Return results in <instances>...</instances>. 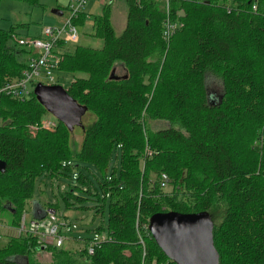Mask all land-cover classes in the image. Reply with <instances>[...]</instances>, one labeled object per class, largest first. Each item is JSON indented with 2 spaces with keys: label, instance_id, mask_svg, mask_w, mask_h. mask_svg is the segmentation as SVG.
Here are the masks:
<instances>
[{
  "label": "trees",
  "instance_id": "1",
  "mask_svg": "<svg viewBox=\"0 0 264 264\" xmlns=\"http://www.w3.org/2000/svg\"><path fill=\"white\" fill-rule=\"evenodd\" d=\"M122 1L121 34L111 4H102L91 25L101 46L66 45L55 71L72 75L67 93L94 117L77 152L60 121L28 132L48 113L33 90L23 100L0 94V212L10 217L3 222L19 223L41 174L70 179L76 171L73 191L50 207L106 213L86 232H106L112 241L86 255L80 246L41 249L34 238L4 235L0 264H43L34 255L40 252L50 254L48 264H175L143 228L149 218L176 211L212 220L217 203L219 264H264V0H168V11L165 0ZM89 16L80 12L74 24L82 27ZM167 17L182 25L165 40ZM23 25L0 28V88L27 67L31 51L16 41ZM207 80L219 82L217 96L208 94ZM148 119L169 126L151 131Z\"/></svg>",
  "mask_w": 264,
  "mask_h": 264
},
{
  "label": "rangeland",
  "instance_id": "2",
  "mask_svg": "<svg viewBox=\"0 0 264 264\" xmlns=\"http://www.w3.org/2000/svg\"><path fill=\"white\" fill-rule=\"evenodd\" d=\"M70 0H39V3L42 4L40 6H32L27 2L20 0H0V28L1 29H9L12 25L24 24L23 26H18L17 32L20 36H28V37H38L42 27H50L58 24H62L67 15V5ZM234 0H226V4L231 3ZM166 4V1H165ZM101 4L100 0H91L85 6H83L82 10L84 12L90 14V20L82 27H77L78 29V37L77 40L71 42L69 44V49L72 50L76 45H84L93 48H99L102 44V41L98 38L92 37L91 33V25L93 16L99 13ZM59 9L61 13H55L54 10ZM166 9V8H165ZM121 11V12H120ZM122 17L121 21L119 17ZM126 22V14H125V6L123 1L119 0L118 9H114L112 14V25L116 34H121L125 27ZM124 70L121 67L116 68V75H122ZM54 77L56 79V83L63 87V89L67 90L71 84V80L73 79L72 75L66 72H57L54 73ZM208 94H214L217 96L221 91V86L217 80L210 81L207 80ZM33 90V88H32ZM51 114H45L37 123H30L27 125L28 132L33 136L36 129L41 127L47 120L50 119ZM94 117L86 112L81 119L82 125L88 126ZM146 126L149 130L155 131L158 129L166 128L169 126V123L164 120L157 119H148L146 121ZM83 128L80 126H75L70 134V146L73 153L77 152L81 146V142L83 139ZM68 164V162H67ZM72 165V162H69V165ZM63 166H65L63 164ZM38 170L37 172H39ZM44 174V173H43ZM41 174L37 180L36 186L33 192V198L26 201V205L24 207V213L32 214L33 209L35 207H40L41 210L45 209H53L55 212V217L59 218L60 221L64 222L68 227L72 224L77 225L74 234H79L80 232L82 236H88L93 231L87 233L86 229H95L100 226L102 221L105 222L106 213L104 217H93L92 211L90 212H82L78 210H65L63 207L60 210H56L51 205L55 203L61 206L60 198L62 196H66L73 191V180L76 179L77 173L76 171L73 173V176L69 179L62 174L57 175L55 177L48 178L45 177L46 174ZM68 178V179H67ZM161 185H164L161 183ZM165 191L170 192L171 187L169 185L164 187ZM91 191L94 192V189L91 188ZM75 193V190H74ZM213 210L211 213L212 220L216 223H219L223 214V205L217 203L213 206ZM22 215V214H21ZM29 215V214H28ZM21 217V216H20ZM9 215L5 212H0V220H9ZM61 228V226H58ZM62 232V229L59 230ZM73 234V233H68ZM6 238H2L1 244H5ZM68 248L72 250L77 249L78 246L84 247V243L81 241L68 240L66 243ZM51 245H45V247H50ZM41 248V249H43ZM36 259L43 263L48 264L51 261V256L48 252H40L35 253ZM145 256V248L142 252V257ZM140 264H157L156 260H152L151 263L148 261H141Z\"/></svg>",
  "mask_w": 264,
  "mask_h": 264
},
{
  "label": "built area",
  "instance_id": "3",
  "mask_svg": "<svg viewBox=\"0 0 264 264\" xmlns=\"http://www.w3.org/2000/svg\"><path fill=\"white\" fill-rule=\"evenodd\" d=\"M91 0H70L67 5V15L62 24L42 27L38 37L23 36L17 38L19 45L26 47L31 51L27 59V67L22 72V77L13 83H7L0 88V94L4 93L15 99L23 100L32 90V83H41L43 85H55V71L58 69L62 60V53L66 45L77 40L78 29L74 24L83 6ZM111 0H100V4H106ZM166 1V11H168V0ZM255 9V6H253ZM182 24L172 22L168 17L164 20L162 34L165 40L169 39L174 31ZM34 89V87H33ZM57 119L50 116L41 127L52 130L57 125ZM163 180L166 177L163 175ZM29 214V215H28ZM22 213L19 223L16 226H9L0 221V238L4 235L10 237H31L36 240L38 248L45 245L61 247L68 240L81 241L84 243L86 255H93L97 248L105 242L112 241L106 232H92L87 237L74 234L77 225L72 224L68 227L64 222L55 217L53 209H45L34 216L30 213ZM58 226H61L58 227ZM137 226V225H136ZM146 231L148 225L143 227ZM62 229V232L59 230ZM68 233H73L69 234ZM139 242L144 247L142 237L139 236Z\"/></svg>",
  "mask_w": 264,
  "mask_h": 264
},
{
  "label": "water",
  "instance_id": "4",
  "mask_svg": "<svg viewBox=\"0 0 264 264\" xmlns=\"http://www.w3.org/2000/svg\"><path fill=\"white\" fill-rule=\"evenodd\" d=\"M54 12L60 14L61 10ZM178 15L184 13L180 11ZM33 93L46 111L69 131L75 126L83 128L81 119L87 108L72 99L62 86L37 83ZM4 170L5 163L0 161V172ZM41 211L35 207L34 216ZM148 231L165 256L175 264H219V253L213 242V221L206 212H157L148 220Z\"/></svg>",
  "mask_w": 264,
  "mask_h": 264
},
{
  "label": "crops",
  "instance_id": "5",
  "mask_svg": "<svg viewBox=\"0 0 264 264\" xmlns=\"http://www.w3.org/2000/svg\"><path fill=\"white\" fill-rule=\"evenodd\" d=\"M121 1V0H120ZM109 4H111V21H112V14H113V11H114V9H118V7H119V0H111L110 2H108ZM100 8H102V5H101V7ZM101 10V9H100ZM83 12H84V10H83ZM100 12V11H99ZM121 12V11H120ZM86 13V12H85ZM88 14V13H87ZM125 14H126V7H125ZM88 15H90V14H88ZM91 18H90V16H89V18H88V20H90ZM121 19H122V17L120 16L119 17V20L121 21Z\"/></svg>",
  "mask_w": 264,
  "mask_h": 264
}]
</instances>
